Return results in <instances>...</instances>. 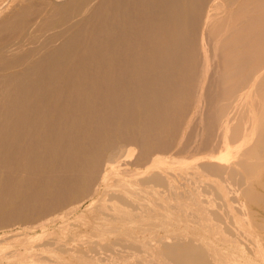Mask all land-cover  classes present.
I'll use <instances>...</instances> for the list:
<instances>
[{"label": "bare ground", "instance_id": "1", "mask_svg": "<svg viewBox=\"0 0 264 264\" xmlns=\"http://www.w3.org/2000/svg\"><path fill=\"white\" fill-rule=\"evenodd\" d=\"M0 240L264 264V0H0Z\"/></svg>", "mask_w": 264, "mask_h": 264}, {"label": "rangeland", "instance_id": "2", "mask_svg": "<svg viewBox=\"0 0 264 264\" xmlns=\"http://www.w3.org/2000/svg\"><path fill=\"white\" fill-rule=\"evenodd\" d=\"M51 2H56V1H59V0H50ZM261 190V189H260ZM78 229H82V228H78ZM35 246H36V244L34 243V242H29V243H26V244H24L23 246H20L19 245V243H17V242H13V241H7V242H1V240H0V247H3L2 249L5 251V252H0V254H4V255H6V254H10V255H12V254H14V253H17L19 250H22V251H25L26 249H24V248H27V251L26 252H28L29 254L30 253H32V252H34L35 250H36V248H35ZM5 248V249H4ZM28 253H26V255L28 254ZM2 254V255H3ZM1 255V256H2ZM25 256V254H22V256ZM7 256V255H6ZM21 256V255H20ZM15 257V256H14ZM14 257H12V258H14ZM16 258V257H15ZM14 258V259H15ZM1 260V259H0ZM3 260H7V259H3ZM17 260V259H16ZM31 260H33V259H31ZM39 260H43V259H35V261L37 262V263H39V264H41V262L39 261ZM131 260V259H130ZM133 261H134V259H132ZM131 260V261H132ZM8 261H10V264H13V263H15V262H13L12 260H11V258H9V260ZM15 261V260H14ZM44 261L45 262H47V259H44ZM225 261H227L229 264L231 263H233V264H235L233 261H231L230 259H225ZM1 262H6V263H9V262H7V261H1ZM12 262V263H11ZM27 262H29V261H26V263ZM31 263V262H30ZM33 263H35V262H33ZM236 264H238V263H236Z\"/></svg>", "mask_w": 264, "mask_h": 264}]
</instances>
